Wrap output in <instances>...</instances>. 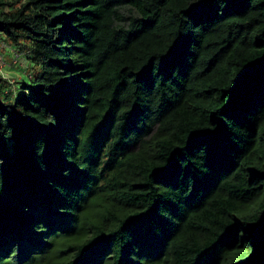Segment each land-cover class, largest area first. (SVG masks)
<instances>
[{
    "label": "trees",
    "instance_id": "1",
    "mask_svg": "<svg viewBox=\"0 0 264 264\" xmlns=\"http://www.w3.org/2000/svg\"><path fill=\"white\" fill-rule=\"evenodd\" d=\"M0 40V264H264V0H0Z\"/></svg>",
    "mask_w": 264,
    "mask_h": 264
},
{
    "label": "rangeland",
    "instance_id": "2",
    "mask_svg": "<svg viewBox=\"0 0 264 264\" xmlns=\"http://www.w3.org/2000/svg\"><path fill=\"white\" fill-rule=\"evenodd\" d=\"M2 46H3V42L0 40V52L2 53L1 55H3V57H4L3 61L0 62V70H1V63H4L5 65H7V66H5V68L8 70L7 71L4 69V72L6 74H8L10 77H12V79L14 78L17 81V79L19 80V78H20V74H21L22 70L19 71L18 70L19 68L17 69L16 66L8 67L11 64L12 55L9 53L7 48L2 47ZM24 65H25V62L22 61V64H20V66H18V67L22 68Z\"/></svg>",
    "mask_w": 264,
    "mask_h": 264
},
{
    "label": "built area",
    "instance_id": "3",
    "mask_svg": "<svg viewBox=\"0 0 264 264\" xmlns=\"http://www.w3.org/2000/svg\"><path fill=\"white\" fill-rule=\"evenodd\" d=\"M3 69H4V65L1 66V70H0L1 74L3 75V78L10 81L11 83L14 82L10 76H7L6 73L3 72Z\"/></svg>",
    "mask_w": 264,
    "mask_h": 264
}]
</instances>
